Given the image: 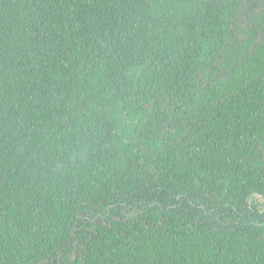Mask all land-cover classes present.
Masks as SVG:
<instances>
[{
  "label": "trees",
  "instance_id": "trees-1",
  "mask_svg": "<svg viewBox=\"0 0 264 264\" xmlns=\"http://www.w3.org/2000/svg\"><path fill=\"white\" fill-rule=\"evenodd\" d=\"M0 264H264V0H0Z\"/></svg>",
  "mask_w": 264,
  "mask_h": 264
}]
</instances>
